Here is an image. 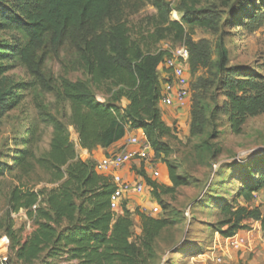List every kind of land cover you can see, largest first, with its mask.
Segmentation results:
<instances>
[{
	"label": "trees",
	"instance_id": "1",
	"mask_svg": "<svg viewBox=\"0 0 264 264\" xmlns=\"http://www.w3.org/2000/svg\"><path fill=\"white\" fill-rule=\"evenodd\" d=\"M116 1L0 0V32L12 36L11 42L0 41V80L8 69L5 60L12 56L18 57L32 75L38 74L43 59L35 60L36 52L46 35H50L52 44L63 36L72 39L79 53L80 67L87 75V81L61 78L60 89L70 104V124L77 135L78 146L87 150L89 156L85 159L78 156L63 124L54 120L47 154L36 157L30 153V156L54 181H60L59 184L47 191L15 186L10 192V211L24 209L28 219H33L36 225L23 242L16 240L14 255L21 262L30 263L43 252L47 257H54L64 251L72 264H152L153 243L169 225L166 218L153 217L139 208L132 213L125 203L120 212L112 211L109 199L114 184L109 177L95 171L96 159L91 152L122 139L127 128L142 129L156 157L169 152L166 143L161 141L171 129L161 119L157 107L160 81L156 74V67L167 52L154 45L167 41V35H172L175 43L184 44L188 49L192 73L205 66L210 55L208 41H194L192 32L195 27L211 28L219 14L214 7L201 6L207 0H180L181 18L171 20L168 0H145L156 10L153 30L140 40H134L124 21L111 22ZM220 1L226 5L228 0ZM105 20L110 21L106 30L103 28ZM20 36L24 42L19 40ZM105 83L108 91H112L110 99L103 100L88 87L89 84L100 89ZM25 87L26 83H20L0 89V120L18 103L21 99L18 90ZM262 87V83L251 77L235 79L224 86L228 128L232 132L239 133L246 116L261 111L264 106ZM120 100H125L126 105H119ZM196 121L199 124L204 121L200 111H194L193 122ZM200 130L201 126L193 125L191 132ZM33 133L34 130L28 131L26 143L32 141ZM26 152L21 150L14 158V163L22 168L30 166L23 163ZM6 170L7 165L0 162V189ZM167 171L170 187L139 173L162 208L165 207L159 193H170L173 188L186 184L172 164H167ZM263 187L264 171H261L242 183L239 196L249 203ZM41 202L45 207L37 205ZM223 211L227 217L221 225L227 227L218 230L221 236L228 237L246 228L245 220L260 221L264 235V215L258 207L247 205L232 209L228 206ZM133 214L139 217L141 228L134 241L131 240ZM2 240L0 235V246Z\"/></svg>",
	"mask_w": 264,
	"mask_h": 264
},
{
	"label": "rangeland",
	"instance_id": "2",
	"mask_svg": "<svg viewBox=\"0 0 264 264\" xmlns=\"http://www.w3.org/2000/svg\"><path fill=\"white\" fill-rule=\"evenodd\" d=\"M168 1L171 5L170 19L179 21L180 0ZM205 5L214 7L219 19L211 28L195 27L191 36L194 41H208L209 61L191 73L190 92L184 108L177 110L158 103L160 115L170 110L176 118L163 121L171 130L169 135L161 138L169 152L156 157L162 177L153 179L150 172L145 174L151 181L164 185L167 164L170 163L186 184L173 188L170 193H161L159 189L165 208L154 200L146 187L142 194L135 195L140 205L137 204L132 213L136 208L143 210L142 205L145 204L147 208L144 211L148 215L152 213L151 216L166 218L169 222L153 243L152 264H264V235L260 223H255L257 230L252 232L251 248L223 252L216 249L213 255L217 252L224 255L219 262L213 260L207 251L213 248L214 239L221 238L218 230L227 227L221 225L227 217L224 207H258L255 201L258 200L259 205L264 201V187L249 203L239 196L242 183L264 171V152L248 157L249 151L255 148L264 150V106L258 114L246 116L241 131L234 133L228 128L224 88L235 79L251 77L262 83L264 95V0H228L226 5L220 0H207L201 6ZM112 10L111 22L124 21L134 40H140L146 32L153 30L152 18L156 10L148 1L117 0ZM249 15L254 17L250 19ZM109 23L105 20V30ZM11 37L7 32H0V41L11 42ZM19 40L24 42L22 36ZM166 40L157 42L154 47L159 48L167 42L172 46L178 45L172 35H167ZM36 54L35 60L43 59L38 74L32 75L18 57L12 56L5 60L8 69L0 80V89L5 90L11 85L26 83L24 89L18 90L21 99L0 120V162L7 165L0 189V235L3 239L0 253H6L13 264H72L64 251L54 257H47L43 252L30 263L21 262L14 255L16 240L23 242L36 225L33 219H28L24 209L10 211L8 198L11 190L16 186L47 191L60 182L54 181L49 172L35 164L30 156V153L36 157L47 154L52 121L63 124L78 156H85L76 146L78 140L70 124V104L60 89L61 78L87 81L75 43L68 36H63L58 43L52 44L50 35H46ZM88 87L103 100L110 99L112 95L107 83L100 89L89 84ZM122 102L126 105L125 100H120L119 105L122 106ZM194 111L203 113L202 124L193 122ZM193 125L201 126L200 132L192 133ZM32 130V141L26 143L27 139H24ZM21 150L27 151L23 163H30L28 167L22 168V165L14 163ZM127 167L134 175L142 173V165L136 162L125 165L120 172L123 173ZM138 179L146 184L142 176L134 178L135 181ZM167 184L165 186H171V182ZM37 205L45 207L44 202ZM153 206L159 209L156 214L152 211ZM187 208L191 212L189 217L183 213ZM22 211L26 215L24 220L18 215ZM140 233V219L133 214L131 240H136ZM3 245L4 250H1Z\"/></svg>",
	"mask_w": 264,
	"mask_h": 264
},
{
	"label": "built area",
	"instance_id": "3",
	"mask_svg": "<svg viewBox=\"0 0 264 264\" xmlns=\"http://www.w3.org/2000/svg\"><path fill=\"white\" fill-rule=\"evenodd\" d=\"M162 45L160 49L166 51L167 54L156 67V74L160 81L158 103L161 102L163 106L175 107L178 110L186 106L190 92L189 52L184 44L172 46V44L167 42ZM156 161V156L143 130L127 135L118 150L105 153L100 159L96 160L95 171L98 174L109 177L114 184V190L109 199V206L112 211L120 212L121 205L125 203L128 195L142 194L147 187L139 179V181L125 179L120 170L125 165L136 162L142 165L141 172L145 174L150 172L151 178L158 179L161 176V172ZM213 167H216V165L213 164ZM136 175L139 178L141 176L139 173ZM143 208L146 209L145 207ZM152 211L156 214L159 209L157 206H153ZM183 213L184 216L189 217L188 208ZM259 231L261 232L260 228ZM252 236L253 233L250 229L245 231L238 230L231 236H221L220 239H214L213 248L207 251L212 254L211 258L213 260L219 262L224 255L219 252L213 255L214 250L217 249V251L223 252L249 249L252 244ZM3 248L4 245L1 250H4ZM0 264L13 263L8 260L6 253L3 252L0 253Z\"/></svg>",
	"mask_w": 264,
	"mask_h": 264
},
{
	"label": "crops",
	"instance_id": "4",
	"mask_svg": "<svg viewBox=\"0 0 264 264\" xmlns=\"http://www.w3.org/2000/svg\"><path fill=\"white\" fill-rule=\"evenodd\" d=\"M124 104L125 103L122 102V106H124ZM161 114H162L161 115L162 116V120L164 122H166V119H169L170 120V119L176 118L175 115L172 116L173 111H170V110H167V111L165 110V112H162ZM140 130H142V129H131V128H127L126 133H125V135H124V137L122 139L118 140L117 142L113 143L112 145H110V146H108L106 148L97 147V148L93 149L92 152H91L92 156L97 160V158L101 157L105 153H108V152H111V151H114V150H118L122 146V144L124 143V140L127 137V135H130V134H132L134 132H137V131H140ZM76 146H77L78 150L82 154H85V156L82 157L83 159H85V158H87L89 156V154H88V152L86 150L81 149L78 146V144H76ZM123 170H125V171H123L122 175H123V177L125 179H128V180H131L132 179V180H134V178L137 179L139 177L138 175H134L133 172L129 171L128 167L125 168V169H123ZM160 177H162V173H161V176ZM164 177L165 178L163 179V182H164L163 184L164 185H168L167 183H170V181H169L167 169H166V176H164ZM262 190H264V189H262ZM137 202H138V200L135 198V195L130 194V195L127 196V199L125 200V207L129 211H132L136 207V205L138 204ZM261 202H262L261 205H259L258 200H257V201H255V204L258 206V209L260 210V212L262 213V215H264V201H261ZM138 205H140V203ZM143 207L147 208L145 206V204L142 205V208ZM18 215L20 216V218L22 220H24L26 218V215H25V213L23 211H22V213H18ZM244 222L247 224V228L240 229V230L241 231H245V230L250 229V231L253 232V233L255 232V229H256L255 228V223L256 224H259L260 223V221H256V220H245Z\"/></svg>",
	"mask_w": 264,
	"mask_h": 264
},
{
	"label": "water",
	"instance_id": "5",
	"mask_svg": "<svg viewBox=\"0 0 264 264\" xmlns=\"http://www.w3.org/2000/svg\"><path fill=\"white\" fill-rule=\"evenodd\" d=\"M262 152H264V150H262V149H260V148H255V149L249 151L248 157L255 156V155H258V154H261Z\"/></svg>",
	"mask_w": 264,
	"mask_h": 264
}]
</instances>
